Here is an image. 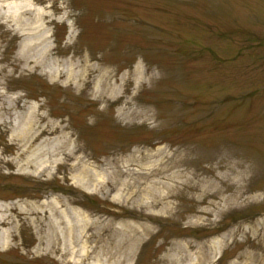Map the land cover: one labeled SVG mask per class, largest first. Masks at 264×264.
<instances>
[{
	"label": "rangeland",
	"instance_id": "1",
	"mask_svg": "<svg viewBox=\"0 0 264 264\" xmlns=\"http://www.w3.org/2000/svg\"><path fill=\"white\" fill-rule=\"evenodd\" d=\"M32 1L52 20L46 53L25 54L0 18V204L13 221L0 264H175L185 244L209 264L262 256L264 0ZM85 62L87 82L55 72ZM33 112L58 131L19 168ZM48 200L87 216L89 255L46 251L49 207L33 209Z\"/></svg>",
	"mask_w": 264,
	"mask_h": 264
},
{
	"label": "bare ground",
	"instance_id": "2",
	"mask_svg": "<svg viewBox=\"0 0 264 264\" xmlns=\"http://www.w3.org/2000/svg\"><path fill=\"white\" fill-rule=\"evenodd\" d=\"M0 18L5 20L9 31L24 38L22 46L25 48V54L31 49L39 46H43L44 53L47 52L49 48V35L45 24L50 23L52 20L45 10H39L36 8L33 5L32 0H0ZM32 61L37 63V61H34L33 59ZM93 65L94 64L89 65L85 62L80 70H76L74 64L70 63L65 72H61L59 69L55 72L58 76H64L66 81L70 84L78 85L82 80L87 82V78L85 77L89 76L91 70L90 67ZM1 71H3V69L0 70V72ZM1 115L2 108H0V119L2 118ZM37 117L38 116L35 112H33L24 120L20 139L17 143V150L19 156L22 158V160L17 163L19 168H28L32 166V163L35 166L36 158L46 154L43 149L44 141L51 138L49 136L54 135L58 131V127L55 126L38 125ZM65 136L66 139L67 136L68 139H70L69 134H66ZM44 162L45 161H41V165H43ZM86 172L88 178L96 182V175L94 176L92 171L87 170ZM79 184V186L85 188L82 183ZM152 202L154 205L160 203L158 200H153ZM10 207L11 205L0 204V240L3 241H7L10 234V229L3 230V227L6 225L13 226V221L6 214ZM45 207H49V210L46 209L45 211L48 212L47 216L50 220H48L49 222L47 226L49 225L48 228L51 232L46 244V251L53 252L56 248H59L62 257L67 255L71 258L76 256L85 257L86 255H89L88 246L85 241L92 239L94 234L93 232L91 233L92 235L86 234V232L90 230V222L86 219L87 216L77 208H71L70 211L74 214L73 218L68 214V209L70 208H62L56 200H48L43 201L39 206L34 207L33 213H35L37 218L46 214L42 211ZM59 239H61L60 246H58ZM130 239L131 244L128 249L131 250L129 255H132V251L137 248L142 239V234L136 231L135 235L130 237ZM103 245H101L102 253L108 258H115L117 255L120 256L122 247L125 243L122 242L118 245L116 244L115 247H112L109 243H105L106 246ZM92 248L94 250L96 247L92 246ZM190 248L191 244H185L183 246V250L185 251L184 255H182L181 258H173L171 260L175 264H180L181 261L186 259H189L191 264L210 263L212 259L210 253L198 252L196 253V256H194L193 254H190ZM121 262L122 260H119V263ZM233 264H264V254L262 256L258 253L239 254L237 256V261Z\"/></svg>",
	"mask_w": 264,
	"mask_h": 264
}]
</instances>
